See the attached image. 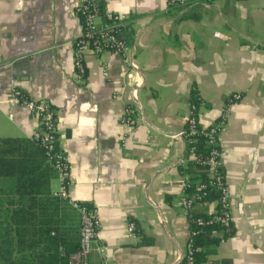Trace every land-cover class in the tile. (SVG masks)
<instances>
[{
	"label": "crops",
	"instance_id": "0c3cea01",
	"mask_svg": "<svg viewBox=\"0 0 264 264\" xmlns=\"http://www.w3.org/2000/svg\"><path fill=\"white\" fill-rule=\"evenodd\" d=\"M102 2L128 16L135 68L115 53H89L80 83L77 0H0V139L30 138L37 126L11 102L13 88L49 102L69 167L66 198L98 219L90 264H177L189 237L178 202L188 175L179 170L185 140L170 135L184 129L193 99L202 124L225 112L218 142L234 233L201 264H264V0L199 1L184 11L167 0ZM130 105L134 126L120 122ZM51 189H60L57 176ZM133 222L151 244L137 245Z\"/></svg>",
	"mask_w": 264,
	"mask_h": 264
},
{
	"label": "trees",
	"instance_id": "16d2710c",
	"mask_svg": "<svg viewBox=\"0 0 264 264\" xmlns=\"http://www.w3.org/2000/svg\"><path fill=\"white\" fill-rule=\"evenodd\" d=\"M184 140L185 161L179 170L188 175L187 191L198 182L205 183L201 202L216 201L215 210L219 211L220 190L202 163L211 147L203 134L186 135ZM59 149L56 140L51 151ZM56 176L52 161L35 139H0V264H71L69 256L79 248L80 221L66 198L52 194L51 182ZM195 215L208 218L210 213ZM133 224L139 235L137 245L151 244V237L137 222ZM188 227L197 231L190 238L193 264L206 261L219 242L234 233L232 224L190 223ZM177 264H185V259Z\"/></svg>",
	"mask_w": 264,
	"mask_h": 264
},
{
	"label": "built area",
	"instance_id": "2783aa9c",
	"mask_svg": "<svg viewBox=\"0 0 264 264\" xmlns=\"http://www.w3.org/2000/svg\"><path fill=\"white\" fill-rule=\"evenodd\" d=\"M199 1L208 2L211 0H167L168 6L180 10H187ZM75 13L80 20L81 34L73 41V76L78 82L84 80V67L87 55H101L104 53H115L126 59L131 68H135L132 61L133 49L130 43L128 31V16L112 11L104 7L102 0H77ZM134 98V95L132 94ZM240 98V94H234L231 100ZM11 102L30 109L36 117L37 126L30 138L45 150V154L56 170L60 180V189L54 192V196L67 197V187L70 184V173L66 155L63 150L51 151L54 141L59 140L57 129V113L51 104L43 99L36 100L26 96L20 89H12ZM120 122L134 126L136 118L130 106L125 108ZM227 115L225 112L219 115L213 122L202 124L196 114V106L190 105L189 113L185 116V128L182 131L170 135L171 138H183L186 135L195 133L205 136V143L211 148L202 163L206 165L207 174L211 177V182L219 190V211L214 210L208 218L196 216L194 207L200 203L206 194V184L198 182L195 188L187 191L188 178L182 182V191L178 202L182 214L187 218L188 224L196 225L220 224L228 226L232 224V214L230 211L229 198L231 196L229 188L224 179V169L222 164V150L218 138L225 130ZM186 150V149H185ZM67 199V198H66ZM70 205L76 209L80 215V241L78 250L69 256L71 264H90L89 257L93 250V243L96 239L99 223L95 209L88 207L84 203L67 199ZM133 223H128L127 231L132 233ZM197 231L189 228V237L186 247L182 253L185 264H193L191 236Z\"/></svg>",
	"mask_w": 264,
	"mask_h": 264
},
{
	"label": "water",
	"instance_id": "95a60500",
	"mask_svg": "<svg viewBox=\"0 0 264 264\" xmlns=\"http://www.w3.org/2000/svg\"><path fill=\"white\" fill-rule=\"evenodd\" d=\"M182 258V257H181Z\"/></svg>",
	"mask_w": 264,
	"mask_h": 264
}]
</instances>
